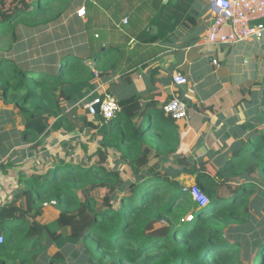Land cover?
I'll use <instances>...</instances> for the list:
<instances>
[{
	"label": "trees",
	"instance_id": "obj_1",
	"mask_svg": "<svg viewBox=\"0 0 264 264\" xmlns=\"http://www.w3.org/2000/svg\"><path fill=\"white\" fill-rule=\"evenodd\" d=\"M70 2L0 3V91L13 105L9 113L21 118L17 142L39 148L52 130L78 126L102 136L85 161H53L46 171L21 176L13 199L0 206V223L7 227L0 264H37L53 244L58 251L50 264L64 263L67 247L79 245L93 264H264V232L255 231L251 243L227 236L252 218V195L264 181V131L212 174L203 160L178 154L177 120L156 102L119 100L121 109L109 121L66 113L63 102L76 103L95 86V70L80 46L73 48L65 25L43 34L37 46L35 36L61 21ZM6 137L0 132V161ZM110 155L114 167L107 165ZM169 163L196 177L207 205L183 190ZM1 165L6 173L8 163ZM48 206L57 216L44 221ZM190 213L195 217L187 221Z\"/></svg>",
	"mask_w": 264,
	"mask_h": 264
},
{
	"label": "crops",
	"instance_id": "obj_2",
	"mask_svg": "<svg viewBox=\"0 0 264 264\" xmlns=\"http://www.w3.org/2000/svg\"><path fill=\"white\" fill-rule=\"evenodd\" d=\"M82 8L86 14L79 16ZM213 21L210 0H71L60 22L89 56L95 86L76 103L63 102L66 113L94 120L86 105L105 94L118 101L136 96L143 106L156 102L158 107L177 96L188 106V116L176 121L178 154L203 160L215 174L217 164L264 131V39L213 43L208 38ZM77 35L80 43L74 39ZM178 73L186 78L183 84L174 83ZM1 120L0 132L16 128L2 126L10 119ZM79 129L52 130L35 149L29 142L18 143L15 135L12 140L6 137L8 149L0 161V206L10 202L6 200L22 175L46 171L53 161H76L73 148L78 155L91 140L100 146L98 129ZM7 163L3 173L1 164ZM168 165L175 168L182 185L196 182L178 165ZM124 167L128 178L130 171ZM1 229L0 224L3 235Z\"/></svg>",
	"mask_w": 264,
	"mask_h": 264
},
{
	"label": "built area",
	"instance_id": "obj_3",
	"mask_svg": "<svg viewBox=\"0 0 264 264\" xmlns=\"http://www.w3.org/2000/svg\"><path fill=\"white\" fill-rule=\"evenodd\" d=\"M214 21L208 32V38L213 43L234 44L247 38L264 39V0H210ZM84 8L78 11L84 16ZM186 78L178 73L174 77L175 84H183ZM100 103V115L109 121L120 111L121 107L116 97L110 94L94 97L86 107L90 115L95 116L96 105ZM163 109L176 120L188 116L187 103L174 96L165 103ZM183 190L189 192L194 200L205 206L209 200L204 192L196 185H183ZM194 214L190 213L186 220L192 221ZM0 241H4L0 235Z\"/></svg>",
	"mask_w": 264,
	"mask_h": 264
},
{
	"label": "rangeland",
	"instance_id": "obj_4",
	"mask_svg": "<svg viewBox=\"0 0 264 264\" xmlns=\"http://www.w3.org/2000/svg\"><path fill=\"white\" fill-rule=\"evenodd\" d=\"M3 2H8V3H11L12 0H0V3H3ZM66 25V24H64ZM62 24L60 23V21L56 22L54 24V26L52 27H48V29L44 30V31H40L37 33V35L35 37H38V39L35 40V46L38 45L39 40L42 38V35L43 34H57L59 33L60 30H62ZM68 27V26H66ZM69 31V29H68ZM28 34L26 33H22V37L23 38H27ZM79 38V35H77L76 38H74L78 43H80L79 40H77ZM72 46L73 48H77L75 42L72 43ZM13 108V105H10V104H6L5 101H4V97L0 91V122L2 121L1 119H10L7 123L3 124L2 126L4 127H15L16 128H13V129H9V131H5L6 132V135L8 136H11L10 137V140L13 139V136L12 135H15L17 136V138L19 139V135H16V132L17 131H14V129L18 130L19 128H22V123H21V118L18 114H15L14 113V116L10 117L9 115V111H11V109ZM20 125V126H19ZM19 127V128H17ZM94 138H97V134L95 135ZM92 144L88 147H86V150H84V153L83 150L80 152V154H76V150H74L73 148V154H74V157H76V161L80 162V161H85L88 157V155L93 152V149H96L98 148V144H99V141H97L96 139L94 140H91ZM8 143L9 142H5V147L4 149H8ZM23 145V144H22ZM71 143L68 144V149L70 150L71 149ZM89 145V144H88ZM94 145V146H93ZM31 148L32 149H35L32 147V143H31ZM23 149V148H21ZM83 153V155H82ZM46 154V153H45ZM76 155V156H75ZM82 155V157L80 156ZM59 158V156H58ZM98 158H96L97 160ZM95 160V159H94ZM107 165L109 167H114L115 166V162H114V156L113 155H110L109 156V160L107 162ZM125 170V171H122ZM122 169L121 171L123 172V176L126 178V168L124 166H122ZM126 174V175H124ZM20 177V175H19ZM129 177V176H127ZM15 179H17V174L15 175ZM2 183H5V181H2ZM16 184H18L19 186V182H17ZM235 185V183H233ZM7 185V184H6ZM192 186H196L195 183L191 184ZM260 187L259 189L257 188L255 191H254V194L252 195L253 196V209H252V218L250 220V223L247 225H243L241 227H238V232L237 233H230L228 232L227 236L233 241L235 236L236 235H241L239 237V239L243 240V238H248V240L250 241V243L252 242V237L254 234H255V231H258V232H264V181L263 182H260L259 183ZM24 186H21L20 185V189L23 188ZM12 189V188H11ZM14 189V188H13ZM12 189V190H13ZM17 190H14V192L11 194V197H9L10 199H7L6 201H11V199L14 197V193L16 192ZM100 194V197L103 196V192L100 191L99 192ZM21 203H25V200H23ZM44 215H45V218H44V221H49V220H52L54 219L56 216H57V211L55 210V208L53 207H46L45 210H44ZM1 224V223H0ZM160 226V225H158ZM1 230L2 231H5L7 229V227L5 225H2L1 224ZM235 232V231H234ZM57 246L56 245H51L48 249V252L46 253V255H44L43 257H41L40 259L37 260V264H50L49 262V259L51 256L55 255L56 252H57ZM64 253V258H65V261L64 263H59V264H93L89 258H88V254L87 252L85 251V247L82 246V245H79V246H68L66 251L63 252Z\"/></svg>",
	"mask_w": 264,
	"mask_h": 264
},
{
	"label": "water",
	"instance_id": "obj_5",
	"mask_svg": "<svg viewBox=\"0 0 264 264\" xmlns=\"http://www.w3.org/2000/svg\"><path fill=\"white\" fill-rule=\"evenodd\" d=\"M95 107H96V113L97 115H99L100 114V103L97 104Z\"/></svg>",
	"mask_w": 264,
	"mask_h": 264
}]
</instances>
